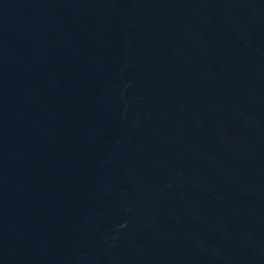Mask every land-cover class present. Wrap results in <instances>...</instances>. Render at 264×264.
<instances>
[{"label": "water", "instance_id": "water-1", "mask_svg": "<svg viewBox=\"0 0 264 264\" xmlns=\"http://www.w3.org/2000/svg\"><path fill=\"white\" fill-rule=\"evenodd\" d=\"M0 264H264V0H0Z\"/></svg>", "mask_w": 264, "mask_h": 264}]
</instances>
